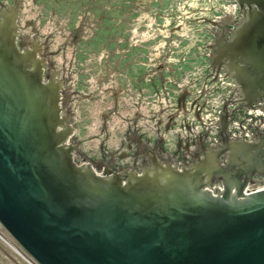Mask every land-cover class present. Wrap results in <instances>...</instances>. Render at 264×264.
Returning <instances> with one entry per match:
<instances>
[{"label":"water","instance_id":"water-1","mask_svg":"<svg viewBox=\"0 0 264 264\" xmlns=\"http://www.w3.org/2000/svg\"><path fill=\"white\" fill-rule=\"evenodd\" d=\"M235 1L242 22L211 49L224 47L237 83L263 98L264 0ZM17 20L16 10L0 15V222L37 263L264 264V190L246 193L211 164L154 167L126 183L76 165L61 84L44 83L42 60L18 48ZM245 149L235 164L264 170V155ZM202 174H218L224 190Z\"/></svg>","mask_w":264,"mask_h":264},{"label":"flooded vegetation","instance_id":"flooded-vegetation-1","mask_svg":"<svg viewBox=\"0 0 264 264\" xmlns=\"http://www.w3.org/2000/svg\"><path fill=\"white\" fill-rule=\"evenodd\" d=\"M184 1L186 0H170L167 8L163 5L164 0H131L125 3L126 14L121 21L124 24L125 20L127 24L137 23V28L132 31L140 34L139 45L142 43V48L149 54V61L143 64L149 71L146 77H150L149 83L155 96L163 94L164 101H161L159 112L151 117L148 115L149 110L145 109V104H142L134 118L128 120L125 140L114 142L115 147L122 151L107 149L105 139L100 144V151L95 155L87 152L82 146L75 120L76 110L73 109V93L68 79L59 74L61 66L59 67L56 61L57 52L53 48L52 34L45 35L47 29L39 30L30 20L27 23L21 22L24 16V0L0 1V15L9 10L18 12V48L28 54L34 62L42 60L44 83H50L52 80L60 82V116L64 120L65 131L69 133L68 145L73 151L76 165H90L99 175L125 173L126 183L128 173L141 176L154 167H172L180 172L199 167L201 172L207 170L211 164L215 165L217 170L223 169L222 177L232 175L237 183L246 188L263 185L264 170L247 172L235 164L234 158L235 149H245L246 146H253L250 150L253 154L264 155V97L260 98L256 92H245L237 83L233 75L235 71L231 68L224 47L220 45L216 54H213L211 49L217 43L225 45L232 41L233 32L241 24L245 10L232 0L234 4L231 5V12L221 9L219 14L210 19L209 0H203L201 9L196 11L198 14H194L198 15L195 20L197 37L193 41L194 46H189L188 42L184 41L189 40V32L192 30H188L184 23L188 16L187 13L181 12V4ZM25 7L28 8V5ZM109 7L105 5L104 11L98 16L99 25L95 24L92 29V25L89 29V20L86 18L88 13L79 18L77 24L69 30L64 25L60 27L62 45L74 49L73 61L77 60L78 56L75 55L80 53L79 41L87 37L94 40L93 34L97 26L109 20ZM50 19L52 18H47V22ZM154 26L158 27L159 31L149 37L148 31L154 32ZM127 33L129 35L126 41L129 42L131 30ZM124 36L125 34L122 37ZM115 41L123 42L120 39ZM104 43L105 41L101 43V47L95 43L96 47L101 49V56L105 55ZM194 50H197V60L193 56V61H189L187 55ZM158 53L165 55L159 57ZM64 57L66 59V54ZM102 61L101 65L105 66ZM107 62L109 64V61ZM107 67L108 65L105 66ZM187 67H192L198 73L195 72L194 76L191 73L183 74L184 78L178 77L180 68L182 71ZM110 74L111 72H106L105 79L111 82L104 84V91L110 90V87L118 82L114 77L116 73ZM118 91L121 92L120 89ZM118 91H114V94H118ZM98 114L100 117L96 115L94 121L100 118L105 128L114 121L107 112ZM79 119L80 117H77V120ZM123 126L125 127V122ZM225 171L227 173L222 175ZM203 178L205 182H211L214 190H224V182L218 174H212L211 181L206 174Z\"/></svg>","mask_w":264,"mask_h":264},{"label":"rangeland","instance_id":"rangeland-1","mask_svg":"<svg viewBox=\"0 0 264 264\" xmlns=\"http://www.w3.org/2000/svg\"><path fill=\"white\" fill-rule=\"evenodd\" d=\"M127 1L131 0H24L23 3L24 16L21 22L27 23L30 20L39 30L46 28L47 32L45 35L52 34L53 48L57 52L55 53L56 61L59 67L61 66L59 74L68 79L73 93V109L76 110L75 120L80 131L82 146L92 155L100 151V144L105 139L107 149L118 152L122 151V149L115 147L114 142L118 141L120 143L123 139L125 140V131L129 126L128 120L134 118L135 113L139 112L142 104H145V109L149 110L148 115L151 117L154 113L159 112L161 101H164L163 94L155 96L153 87L149 83L150 77H146L149 71H147V68L143 64L149 61V54H147L148 51L142 48V43L141 46L139 45L140 34L138 32V34L133 33L134 28H137V23L128 22L127 24L125 20L124 24L121 21L124 18V14H126L125 3ZM202 2L203 0H186L181 4V12L183 11L184 14H188L186 21H184L186 28L192 30V32H189V40L184 41L188 42L189 46H194L193 41L197 37L195 30V25L197 24H195V20L198 18V15L194 14H198L196 11L197 9H201ZM169 4L170 0H164V7L167 8ZM208 4L209 16L212 19L214 15L219 14L221 9H225V12H231L233 10L231 5L234 2L232 0H209ZM25 5H28V8ZM105 5L110 6L107 10L109 20L101 22V26H97L93 34L94 40L87 37L79 41L81 43L78 45L80 53L75 55L78 57L77 60L73 61L74 49L62 45L63 39L61 38L60 27L64 25L69 30L77 24L79 18L88 13V16L84 17L89 20V29L91 25L92 29L95 27V24L98 23L99 25L98 16L104 11ZM47 18H52L53 20L50 19L47 22ZM157 25L160 24L157 23ZM128 30H131L129 42L126 41L129 35L127 33ZM152 30L154 32L148 31L147 35L149 37H151L150 34H155V31H159V28L154 26ZM123 34H125L124 37H122ZM40 35L42 36V33ZM116 39H120L123 42L118 43L115 41ZM104 41L105 52L103 54L105 55L101 56V49L97 48L96 45L101 47V43ZM164 50L167 51L165 48ZM110 52L113 53L110 54ZM196 52L197 50L189 52L187 55L189 61H193V56L196 59ZM64 54H66V59ZM157 55L161 57L165 54L158 53ZM101 60H103L102 63L105 66L108 65L107 68L101 65ZM154 60L153 58L152 61ZM107 61H109V64ZM107 71L111 72V74L113 73V75L116 73L114 77L118 82L113 84L110 90L104 91V84L106 85L107 82H111V80L105 79ZM114 71L116 72L114 73ZM182 71L180 68L178 77L191 73L194 76L195 72L198 73L192 67H187ZM114 91H118V94H114ZM118 95L120 96L117 100ZM98 112L109 113L114 119L112 124L105 128L100 118L94 121L96 115L100 117ZM77 117H80V119L77 120ZM124 122L125 127L123 126ZM253 187L260 186L254 185ZM0 264L39 263L1 226Z\"/></svg>","mask_w":264,"mask_h":264},{"label":"built area","instance_id":"built-area-1","mask_svg":"<svg viewBox=\"0 0 264 264\" xmlns=\"http://www.w3.org/2000/svg\"><path fill=\"white\" fill-rule=\"evenodd\" d=\"M254 185L252 186H249L246 188V193H256V192H260V191H263L264 190V184L263 185H259L260 187H253ZM3 226L0 222V227Z\"/></svg>","mask_w":264,"mask_h":264}]
</instances>
